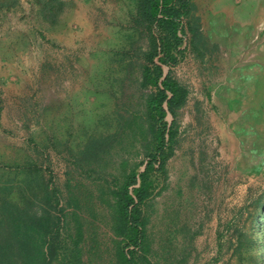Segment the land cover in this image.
<instances>
[{"label": "rangeland", "instance_id": "1", "mask_svg": "<svg viewBox=\"0 0 264 264\" xmlns=\"http://www.w3.org/2000/svg\"><path fill=\"white\" fill-rule=\"evenodd\" d=\"M66 1L54 25L28 0L0 13V169L34 159L57 189L55 264H119L115 180L144 169L152 132L132 145L117 136L89 165L72 152L86 132L122 130L118 114L145 119L155 91L138 81L148 34L134 21L137 0ZM193 3L195 33L185 21L184 56L162 65L189 95L167 173L155 179L144 208L149 259L209 262L219 246L225 264H235L239 230L254 241L249 255L257 252L264 264V0ZM167 119L170 125L174 117Z\"/></svg>", "mask_w": 264, "mask_h": 264}, {"label": "trees", "instance_id": "2", "mask_svg": "<svg viewBox=\"0 0 264 264\" xmlns=\"http://www.w3.org/2000/svg\"><path fill=\"white\" fill-rule=\"evenodd\" d=\"M28 1L36 7L38 18L50 25L61 21L68 5L66 0ZM20 2L0 0V13L11 11ZM193 7V0H137L134 21L148 34V45L143 52V79L138 81L144 87H155V91L146 97L145 119L139 122L142 116L138 119L134 114L129 117L118 114L117 124L122 125V130L114 134L103 130H95L92 134L86 132L79 144L83 148L72 152L78 160H86L89 165L88 158L98 159L102 153L110 152V148L116 146L117 136V141L132 145L139 136H147V129L152 132L144 169L141 171L136 166L124 174L122 181L115 180L116 211L113 219L114 230L121 238L118 241L119 264H154L149 259L151 248L144 208L155 193V179L167 173L166 165L177 143L176 119L189 95L187 87L170 74H165L162 65L175 64L184 56L185 21L195 33L191 21ZM169 114L174 117L170 125ZM21 162L7 171L0 169V264H55L61 234V216L57 213L61 200L57 189L51 186L52 182L45 178L34 159ZM260 205L263 209L264 202ZM63 210L61 208L59 212ZM188 237L183 253L185 258L189 256L187 249L192 244L194 233L189 232ZM253 244L254 241H244L242 233L236 231L239 260L235 264H261L257 252L249 255ZM261 248L264 249V244Z\"/></svg>", "mask_w": 264, "mask_h": 264}, {"label": "crops", "instance_id": "3", "mask_svg": "<svg viewBox=\"0 0 264 264\" xmlns=\"http://www.w3.org/2000/svg\"><path fill=\"white\" fill-rule=\"evenodd\" d=\"M201 244L203 245V249H205V241L204 238L201 237L200 239ZM201 249V250H203ZM213 258L209 260V262H206L205 260L197 261L193 260L192 262H196V264H225V260L221 257V252L219 246L216 247V250L213 252ZM195 264V263H194Z\"/></svg>", "mask_w": 264, "mask_h": 264}]
</instances>
